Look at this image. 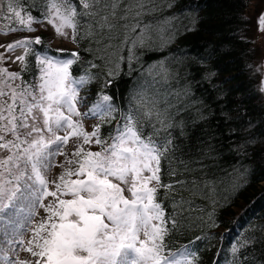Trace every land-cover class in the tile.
<instances>
[{
	"label": "snow or ice",
	"instance_id": "obj_1",
	"mask_svg": "<svg viewBox=\"0 0 264 264\" xmlns=\"http://www.w3.org/2000/svg\"><path fill=\"white\" fill-rule=\"evenodd\" d=\"M151 3L152 0H32L29 10L20 0H0V19L8 20L10 25L13 20L19 24L0 30V35L33 32L34 24L46 23L56 37L74 44L87 39L103 44L107 50L113 46V40L119 39V47L128 46L127 59L131 64L134 49L146 43L149 26L142 25L138 18L147 13ZM33 10L39 16L33 15ZM258 24L264 30V13ZM42 43L43 38L35 36L0 44L4 49L0 65L8 58L6 53L17 48L23 50L12 61L21 64L20 72L0 67V151L8 153L0 156V214L15 209L17 200L27 201L28 220L36 214L37 206L44 210L45 216L34 225L26 249L36 258L35 264H194V254L187 247L165 254L168 224L175 227L177 221L175 214L166 213L159 198L160 190L166 194L188 191L209 199L215 189L204 181L209 192L197 191L201 181L195 177L162 181V162L168 161L171 168L179 150L170 131L179 125L166 108L159 106L157 98L143 90L130 96L127 110L118 109L113 98L101 92L99 101L81 113L78 105L84 98L80 91L97 78L92 69L99 65L88 61L82 74L74 76L73 65L81 61L80 53L60 55L65 51L63 48H58L56 55L48 54L47 49L41 53L33 46ZM31 55H35L39 71L34 84L23 78ZM118 74L112 67L107 69V77L114 79ZM111 83V79H106L104 87ZM117 111L119 121L107 137L101 135L102 125L86 132L80 120H73V117H98L110 123ZM37 112L43 128L36 126ZM58 131H64L65 135H57ZM45 132L50 138L45 137ZM71 137L82 140L72 153L75 159L66 156L63 164L53 165L55 156L66 155L64 147ZM92 143L100 150H85L84 145ZM64 164H75L76 168H65ZM54 166L63 171L51 182L50 190L44 172ZM187 171L185 166L183 172ZM168 174L183 176L174 168ZM48 197L52 200L45 204ZM185 203L190 205L191 201L183 197L179 201L173 199V209L182 210ZM212 204L210 220L219 206L215 200ZM257 243H264V237L238 236L229 246L232 259L228 264H243L248 257L240 253Z\"/></svg>",
	"mask_w": 264,
	"mask_h": 264
},
{
	"label": "trees",
	"instance_id": "obj_2",
	"mask_svg": "<svg viewBox=\"0 0 264 264\" xmlns=\"http://www.w3.org/2000/svg\"><path fill=\"white\" fill-rule=\"evenodd\" d=\"M249 2L152 0L147 13L138 18L142 25L149 26L146 43L134 49L131 64L128 46L119 47V39L113 40L107 50L103 44L87 39L72 43L81 56V61L73 65L74 76L82 74L88 61L99 65L92 69L97 78L84 87L87 96L106 93L118 109L127 110L130 96L143 90L157 98L159 106L166 108L179 125L170 130L179 147L171 168L183 176H170L171 168L164 161L162 181L195 177L201 181L197 191L206 194L209 189L204 188V181L214 187L209 199L188 191L166 194L160 190L166 213L175 214L177 221L175 227L168 224L165 254L187 247L194 254V264H228L232 259L229 246L238 236L264 237V98L253 67L255 52L247 37L249 21L245 13ZM20 3L31 5L32 0ZM33 15L39 12L33 10ZM41 37L43 43L36 49L56 55ZM28 59L23 78L33 83L39 71L35 55ZM109 67L119 73L114 79L106 75ZM106 79L112 83L104 87ZM114 115L110 123L99 124L103 137L116 128L120 111ZM185 166L189 171L183 172ZM181 197L191 204L174 210L173 199L179 201ZM212 200L219 206L210 220ZM240 255L248 257L243 264H264V243Z\"/></svg>",
	"mask_w": 264,
	"mask_h": 264
},
{
	"label": "rangeland",
	"instance_id": "obj_3",
	"mask_svg": "<svg viewBox=\"0 0 264 264\" xmlns=\"http://www.w3.org/2000/svg\"><path fill=\"white\" fill-rule=\"evenodd\" d=\"M264 13V0H250L248 7L246 9V18L249 21V30L247 37L251 42V46L255 52L254 59V69L255 74L258 79L259 91L261 92V82L264 80V30H261L258 24V18L261 14ZM33 27L36 29L33 32L26 31H17L8 35H0V44L7 45L17 39L22 37H35L44 35L46 41L51 45V47L58 49L63 48L64 50H72L74 46L70 40L56 37L54 30L50 25L46 23L41 26L40 24H34ZM0 28L2 26L0 25ZM4 49L0 48V53H3ZM23 50L20 48L15 49L11 53H6L8 57L6 62L0 65V67H5L11 72H17L20 63H13L12 61L15 57L22 55ZM264 94V91H262ZM81 95V92H80ZM84 101V100H83ZM97 100L95 103H97ZM94 103V104H95ZM87 108L81 105H78V110L81 113L88 111ZM39 118L37 127L43 128L42 117L40 113H36ZM98 117H90L88 119H83L82 117H73V120H80L84 131L91 132L93 130V121ZM28 131V130H24ZM46 138H50L48 133H44ZM57 135H65L64 131H58ZM9 139L11 137H8ZM82 140L77 137H71L68 144L64 147V152L66 155H57L53 159V165L63 164L66 160V156L69 159H75L72 157V153L75 151L78 144H81ZM85 150L99 151V146L95 143L90 145H84ZM8 155L5 151H0V156ZM65 168H76L75 164L68 165L64 164ZM63 171L62 168L58 166L52 167L49 171L44 172L46 179L49 181V189L53 188L52 181L56 180L59 174ZM75 179V177H73ZM127 195V193H125ZM52 197L45 199L44 203L47 204ZM8 203V201H4ZM16 207L15 209H8L4 213L0 214V264H23V262L28 261L29 264H35L34 257L26 251L28 248V241L32 238V230L35 224H37L41 218L45 216L44 210L37 206L36 214L31 218L27 219V212L29 206L25 200H17L14 202ZM21 209L23 210L21 212Z\"/></svg>",
	"mask_w": 264,
	"mask_h": 264
},
{
	"label": "bare ground",
	"instance_id": "obj_4",
	"mask_svg": "<svg viewBox=\"0 0 264 264\" xmlns=\"http://www.w3.org/2000/svg\"><path fill=\"white\" fill-rule=\"evenodd\" d=\"M25 7H26V8H29V10H32V9L30 8V4H26ZM5 10H6V6H5ZM38 16H39V15H38ZM151 92H152V91H151ZM252 209H253V208L250 207V210H252ZM246 214H247V211H246L245 215H246ZM247 220H250V219L247 218ZM236 236H238V232H237Z\"/></svg>",
	"mask_w": 264,
	"mask_h": 264
}]
</instances>
